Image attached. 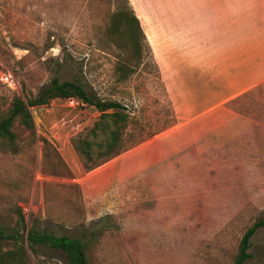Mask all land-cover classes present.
<instances>
[{"label": "rangeland", "instance_id": "obj_1", "mask_svg": "<svg viewBox=\"0 0 264 264\" xmlns=\"http://www.w3.org/2000/svg\"><path fill=\"white\" fill-rule=\"evenodd\" d=\"M129 2L149 49L119 82L107 29L125 0H0V117L16 95L79 78L127 107L133 134L157 133L87 171L73 140L101 111L65 98L31 107L36 135L16 122L13 146L0 140V223L25 215L21 264H69L58 250L32 253L33 225L99 231L91 264H236L264 217V0ZM250 252L245 264H264V227Z\"/></svg>", "mask_w": 264, "mask_h": 264}, {"label": "trees", "instance_id": "obj_2", "mask_svg": "<svg viewBox=\"0 0 264 264\" xmlns=\"http://www.w3.org/2000/svg\"><path fill=\"white\" fill-rule=\"evenodd\" d=\"M107 35L112 38L115 46L120 50L115 63L117 80L126 82L140 70L145 53L149 49L145 43L146 35L141 21L129 0H125V3L113 13ZM70 97H76L86 105L95 106L101 111L99 120L88 133L73 140V147L82 158L87 171L101 166L128 150L132 145L157 134L154 131H149L147 134L144 131L139 135L133 134L129 127L135 118L127 107L118 100L98 99L79 78L63 82L54 78L52 85L36 96L16 95L14 97L10 107L0 117V140L13 146L17 137L14 131L16 122L36 135L31 107L46 104L54 98ZM42 140L48 144L47 139ZM108 218L111 219L112 215L106 214L99 219V222L103 223ZM26 221L25 215L20 211L15 225L6 226L0 223V264H21L23 253L19 251H24L22 246L24 233L21 229L26 228ZM262 227H264V217L246 230L235 257L236 264H245L248 259L252 258L253 254L250 252L252 238ZM100 236L99 231H91L83 237L56 235L42 231L33 225L27 233V242L34 254L38 253L39 247H44L64 253L69 264H91L90 250L99 242ZM10 241H13L18 248L4 249Z\"/></svg>", "mask_w": 264, "mask_h": 264}, {"label": "built area", "instance_id": "obj_3", "mask_svg": "<svg viewBox=\"0 0 264 264\" xmlns=\"http://www.w3.org/2000/svg\"><path fill=\"white\" fill-rule=\"evenodd\" d=\"M66 102L68 103L70 107H73V108H78V107L86 105L84 102H82L80 99L76 97L66 98Z\"/></svg>", "mask_w": 264, "mask_h": 264}]
</instances>
